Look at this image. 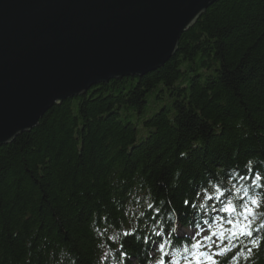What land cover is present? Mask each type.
Listing matches in <instances>:
<instances>
[{"label": "trees", "instance_id": "obj_1", "mask_svg": "<svg viewBox=\"0 0 264 264\" xmlns=\"http://www.w3.org/2000/svg\"><path fill=\"white\" fill-rule=\"evenodd\" d=\"M197 252L264 264V0L217 1L161 68L53 105L0 147V264H195Z\"/></svg>", "mask_w": 264, "mask_h": 264}, {"label": "water", "instance_id": "obj_2", "mask_svg": "<svg viewBox=\"0 0 264 264\" xmlns=\"http://www.w3.org/2000/svg\"><path fill=\"white\" fill-rule=\"evenodd\" d=\"M219 0H0V147L92 86L161 68Z\"/></svg>", "mask_w": 264, "mask_h": 264}, {"label": "snow or ice", "instance_id": "obj_3", "mask_svg": "<svg viewBox=\"0 0 264 264\" xmlns=\"http://www.w3.org/2000/svg\"><path fill=\"white\" fill-rule=\"evenodd\" d=\"M252 203L255 205L258 202L256 200H253ZM222 211L226 212V213H232L235 211V209L233 208L231 202H229V204L227 206H225ZM251 213L250 209H246L245 211V220H247L248 215ZM229 224L233 225V231H232V235L236 236L238 233L239 234H243V235H247V236H251L252 233L251 231H249L250 225L245 223V224H240L238 221L233 223L232 220L228 221ZM213 235H216V233H213ZM221 236H223V233H220ZM194 248H199L200 245L199 244H194L193 245ZM217 255H223V252L217 253ZM195 260V264H205V262H207V264H217L216 260H214L210 255H208L207 253H202V252H197L195 254L194 257Z\"/></svg>", "mask_w": 264, "mask_h": 264}, {"label": "bare ground", "instance_id": "obj_4", "mask_svg": "<svg viewBox=\"0 0 264 264\" xmlns=\"http://www.w3.org/2000/svg\"><path fill=\"white\" fill-rule=\"evenodd\" d=\"M247 171V170H246ZM223 187V190L225 191V192H228L229 193V189H228V187L226 186V185H223L222 186ZM222 190V191H223ZM215 197H217V195L216 194H214V195H212V193L211 194H209L208 195V198H207V200L205 201L208 205H212V203H214V198Z\"/></svg>", "mask_w": 264, "mask_h": 264}, {"label": "rangeland", "instance_id": "obj_5", "mask_svg": "<svg viewBox=\"0 0 264 264\" xmlns=\"http://www.w3.org/2000/svg\"><path fill=\"white\" fill-rule=\"evenodd\" d=\"M180 233H183V234H190L191 233V231L190 230H183V231H179Z\"/></svg>", "mask_w": 264, "mask_h": 264}]
</instances>
